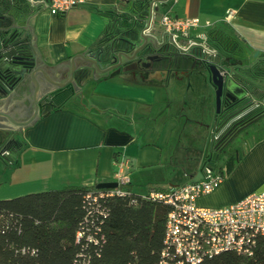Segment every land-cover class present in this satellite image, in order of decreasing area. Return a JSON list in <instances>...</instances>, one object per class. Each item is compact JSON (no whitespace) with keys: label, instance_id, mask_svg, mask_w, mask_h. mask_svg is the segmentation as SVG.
Instances as JSON below:
<instances>
[{"label":"crops","instance_id":"crops-1","mask_svg":"<svg viewBox=\"0 0 264 264\" xmlns=\"http://www.w3.org/2000/svg\"><path fill=\"white\" fill-rule=\"evenodd\" d=\"M12 1L25 4V0ZM155 7L152 27L157 33L162 32L159 16L166 11L179 17L196 16L210 25L192 29L190 36L198 38L209 29L223 28L242 42L253 59L264 56V0H160ZM145 8L147 13L148 5ZM132 9L131 0H85L64 14L25 5L19 11L18 24L20 31L26 32L24 38L37 48L50 75L62 78L63 73L58 77L57 72L61 69L68 76L70 58L104 35L114 13L133 17ZM227 9L233 10L229 20L224 18ZM230 58L231 54L225 53L217 61L233 66L227 62ZM247 60L233 68L247 69L252 62ZM75 62L80 64L82 59L76 57ZM37 76L43 95L51 86L40 74ZM97 77L95 74L85 80L59 108L49 112L44 109L18 130L15 160L0 155L6 176L9 172L8 179L0 180V199L113 181L114 161L120 157L130 162L124 170L136 193H146L154 185L192 180L201 166V158L192 147L199 142L192 134L208 127L210 135L215 112L213 87L204 71L160 69L145 76L143 71L126 70L99 81ZM251 86L252 99L264 95L263 84L255 82ZM23 87L32 104L31 81H25ZM13 97H0V108L19 119L20 115L12 111ZM261 120L264 117L258 123ZM3 124L0 118V126ZM246 128L251 133L242 134L236 145L238 162L215 189L196 198L197 205L220 207L252 191L264 190V126L248 124ZM257 136L259 139L254 140ZM4 142L3 129L0 146ZM242 143L245 146L238 150Z\"/></svg>","mask_w":264,"mask_h":264},{"label":"trees","instance_id":"trees-1","mask_svg":"<svg viewBox=\"0 0 264 264\" xmlns=\"http://www.w3.org/2000/svg\"><path fill=\"white\" fill-rule=\"evenodd\" d=\"M150 1L131 0L134 18L125 12L114 13L102 42L115 33L131 40L137 38L144 24L145 7ZM15 3L20 9L26 5L21 1ZM226 31L209 29L205 40L216 50L215 40L228 38L230 33ZM198 60L193 54L168 49L166 55L152 65L168 71L189 70L202 67ZM108 77L107 73L99 74L96 80ZM70 94L57 90L46 112L59 108ZM247 115L252 117L247 118L246 124L238 123L230 129L231 138L218 152L213 169L222 179L240 158L236 145L241 142L242 134L251 133L246 125H257L259 117L264 116V108ZM258 139L259 136L254 140ZM12 148L13 143H5L0 151L9 150V159H14ZM124 187L129 192L127 195L98 197L96 201L87 200L86 193L106 187L69 185L0 199V264H157L164 247L165 218L170 207L161 201L144 198L129 184ZM159 188L162 186L154 185L148 191ZM254 258L264 260V236L258 238L251 257L225 251L206 259L203 264H251Z\"/></svg>","mask_w":264,"mask_h":264},{"label":"built area","instance_id":"built-area-1","mask_svg":"<svg viewBox=\"0 0 264 264\" xmlns=\"http://www.w3.org/2000/svg\"><path fill=\"white\" fill-rule=\"evenodd\" d=\"M85 0H25L28 8H43L52 14H64L73 7L82 5ZM160 0H151L144 22L143 32L152 36L158 33L152 27L156 5ZM233 16V10L227 9L226 20ZM162 28L160 41L179 53L192 54L201 47V51L214 53L201 41L205 35L194 38L190 31L210 22L194 17H179L166 11L159 16ZM183 38L185 41H180ZM205 42V40L203 41ZM264 108V96L254 100L251 108ZM130 164L125 157L114 161L113 181L115 187L87 192L85 198L96 201L98 197L125 196L129 192L125 185L130 178L125 168ZM222 177L213 168L205 167L204 174L197 180L178 184H167L159 189L142 193L144 198H151L169 205L165 218L164 247L157 264H203L221 252L231 251L236 254L253 256L260 236H264V190L252 191L244 197L220 207H203L196 204V198L215 189ZM251 264H264V260L254 258Z\"/></svg>","mask_w":264,"mask_h":264},{"label":"water","instance_id":"water-1","mask_svg":"<svg viewBox=\"0 0 264 264\" xmlns=\"http://www.w3.org/2000/svg\"><path fill=\"white\" fill-rule=\"evenodd\" d=\"M19 11L20 8L12 0H1L0 97L12 95L25 79H29L33 85V106L30 114L23 119L15 118L9 111L0 108V118L3 119L4 125L13 128L5 138V142L13 140L14 135L20 128L29 125L43 112L41 101L42 86L40 78L37 76L38 74L51 86L45 93L46 96H49L54 94L56 90H64L70 87V83L76 79V73L80 71L92 73L95 70L101 74L110 71L109 75L113 76L118 74L120 70H138L139 65L147 66L151 62L164 57L166 51L170 48L168 44L160 41L159 36L145 34L143 32L145 25L143 24L138 30L137 38L133 40L116 35L115 33L109 34V39L106 42H102L104 35L100 36L86 50L70 58V68L67 77H65L66 72L64 73L60 69L56 76L59 77L63 73L62 78H53L41 60L37 48L31 44L29 38H24L26 32L20 31L21 27L18 24L20 19L18 17L20 18L21 15ZM148 13V11L144 13L145 19ZM216 53V51L213 54L204 51L202 58L198 60L203 66L200 70L204 71L206 79L212 85L214 91L215 117L213 124L216 123L217 116L220 113L229 109H231V113H234L237 109H241L242 101L249 96V93L242 84L243 80L246 79L248 81L242 69L233 68V66L228 64L212 60L211 57L215 56ZM76 57H80L82 63H76ZM121 65L123 67L119 68ZM89 77L84 76L80 78L79 86ZM248 82L250 84L255 83L252 80ZM0 130H3V128L0 127ZM4 143L1 144L0 149ZM215 155L216 151L213 152V158ZM209 168L211 169L212 167ZM204 171L205 164L203 163L191 179L197 180L201 178ZM116 185L115 181H106L97 183L96 187L112 188Z\"/></svg>","mask_w":264,"mask_h":264},{"label":"rangeland","instance_id":"rangeland-1","mask_svg":"<svg viewBox=\"0 0 264 264\" xmlns=\"http://www.w3.org/2000/svg\"><path fill=\"white\" fill-rule=\"evenodd\" d=\"M226 32H228V31H226ZM228 34H229V32H228ZM227 36H228V38H225V37L221 38L220 37L219 39L217 38L218 40H215V42H216V44L218 46V48H216V52L217 53H216L215 56H213L211 58H213L215 60L216 59L218 60L221 57V55H223L225 53H230L231 54V58L229 59L230 61L228 60L227 62H232L233 66H235V67L237 65L239 66V65L244 64V63H242V60L244 62V61H246V58L249 61L252 60V62L249 63V66L247 67V69H243V71H244L243 73L248 78L247 79L248 81L252 80V81L258 82V84H263V86H264V56L260 57L256 61L255 59L252 58L251 54H248L249 51H247L246 47L242 44V42L240 40H238L237 38H235L231 34H229ZM205 38H206V33H205ZM203 44H205L209 48H212L206 42V40H205V42ZM212 49H214V48H212ZM194 51H195V52H193L194 54H196L197 51H198V53L201 52V47L197 48V50H194ZM202 53H203V51H202ZM148 71H152V69L148 68L147 70L146 69L143 70V75L146 76V73H148ZM121 72H123V71L120 70L118 72V74H120ZM24 92H25V90L23 92H19V93L16 92L14 94V97H13L16 101L14 102L12 111L14 112V114H16L18 116L20 115L21 118H19V119H22V117H25L26 114H28L30 112L31 107H32L30 97L29 96L25 97ZM263 117L264 116H260L259 118L261 119ZM235 121L241 122L240 118L236 119ZM258 126L259 127H263L264 126V120H261L258 123ZM228 130H229V127H228ZM198 132L199 133L192 134V137H194L196 139V141L199 142V144L198 145L194 144V146H192V147L195 149V151L198 152L199 159H200V158H202L203 153L206 151L210 135H209V128L208 127H202V128H200V130H198ZM228 132L229 131H227V135H226L225 141L222 142V144H225V142H227L231 138L232 132L231 133H228ZM214 133H216V135L218 134L217 137L220 138V139L223 136V135H221V131H218V132L214 131ZM17 135H18V133H16L14 135V139L12 141L8 140V141L5 142V143H9V144L13 143V147L14 148H12V149H15V147L17 146V142H18L17 140L18 139H15V137ZM250 140H251V138H249L247 140V142H250ZM245 143L244 144L242 143V145L239 146L240 149H238V150H241L242 147L245 146ZM184 146H186V145H184ZM0 152H1L0 154L4 158H6V160L9 161V158L11 156L10 151L5 149V150H1ZM4 169H5L4 162L0 159V180L8 179L9 172H7V176H6V171Z\"/></svg>","mask_w":264,"mask_h":264},{"label":"flooded vegetation","instance_id":"flooded-vegetation-1","mask_svg":"<svg viewBox=\"0 0 264 264\" xmlns=\"http://www.w3.org/2000/svg\"><path fill=\"white\" fill-rule=\"evenodd\" d=\"M192 54L197 59L202 58V51L199 52V53L197 51L196 54H194V53H192ZM212 60L217 61V59L215 60L213 58H212ZM122 67L123 66L121 65L119 68H122ZM202 67L197 68V69H201ZM148 68H151L152 69V71H148V73H153L156 70H160V69H162L165 72L168 71L165 68H155V67H153L152 62L150 63V65H147V66H143V65L141 66V65H139L138 66V71H143L145 69L147 70ZM113 69H116V68H113ZM131 71H134V70H131ZM109 72L110 71H108L107 74H109ZM148 73H146L147 76H148ZM95 74L96 75L97 74L99 75L101 73H98L95 70L92 73H86V72H82V71L76 73V79H74L70 83V85H69L70 87H68V88H66L64 90L65 91H68L70 93H75V90L77 89V87L80 84L79 83L80 82V78H83L84 76L93 77V76H95ZM27 80L28 79H25L23 81V83L18 87V89L15 91V93L16 92L19 93V92H23L24 91V89H23L24 87L23 86H24L25 81H27ZM242 84L245 87V89L247 90V92L249 93V96L244 101H242L243 103H242L241 109H237L236 111H234V113L233 112L231 113V109L226 110V111L220 113L217 116L216 123L215 124H212V128L213 129H212V132L210 134V138H209V141H208V144H207V148H206V151L203 153L202 158H201V165L204 163L205 164V167H208L209 166V167H212L213 168L215 166V162H216V158H217L218 152L220 150V147H221L222 142L225 141V138H226V135H227V131H229L228 133H230L231 132L230 129H232V127H234L238 123L241 124V125L246 124L248 122V119L247 118L248 117H252V116L247 115V113L250 112V111H255L256 110L253 107L251 108V105L253 104V101L254 100H257L259 98L252 99V94H251L252 86H251V84H249L248 81H246V79L242 81ZM21 87H22V89H21ZM72 89H74V91H72ZM15 93H13V94H15ZM261 97H263V95ZM52 100H53V94L52 95H49V96H46V94L41 95L42 110H44V109L46 110L47 106L50 104V102ZM32 106H33V103H32ZM242 109H244V110L246 109V110L244 112L240 113L239 115H237L238 112H240ZM214 117H215V112H214ZM239 118H240V121L241 122H238L239 120L238 121H235L236 119H239ZM213 123H214V120H213ZM0 127L4 129L5 138L8 136V134L10 133V131L13 129L12 127L6 126L4 124H3V126H0ZM228 127H229V130H228ZM214 131H216V132L221 131V135H223L222 138L221 139L218 138L217 137L218 134L216 135V133H214ZM214 151H216V155L213 158V152Z\"/></svg>","mask_w":264,"mask_h":264}]
</instances>
